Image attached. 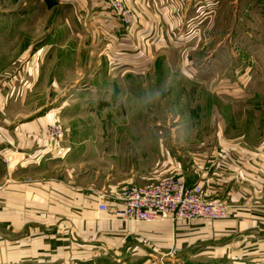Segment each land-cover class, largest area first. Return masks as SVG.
<instances>
[{"label": "rangeland", "instance_id": "374dc122", "mask_svg": "<svg viewBox=\"0 0 264 264\" xmlns=\"http://www.w3.org/2000/svg\"><path fill=\"white\" fill-rule=\"evenodd\" d=\"M122 2L128 25L104 0H0V82L11 86L4 113L25 121L61 111L48 128L60 124L82 150L72 174L93 186L141 184L164 172L167 153L190 167L227 122L232 136L263 138L264 0H157L133 27V5ZM145 247L131 256L74 251L70 263L176 258Z\"/></svg>", "mask_w": 264, "mask_h": 264}, {"label": "crops", "instance_id": "0c3cea01", "mask_svg": "<svg viewBox=\"0 0 264 264\" xmlns=\"http://www.w3.org/2000/svg\"><path fill=\"white\" fill-rule=\"evenodd\" d=\"M128 1L135 11L133 27L140 22L139 12L157 0ZM216 11L208 10L206 18L215 17ZM143 26L154 28L148 20ZM9 87L0 82V264H71L74 251L81 257L91 250L131 256L142 253L143 245L155 252L171 250L167 254L176 257L172 264L264 261V135L249 143L247 132L229 134L227 122L215 131L211 147L201 142L193 151L190 167L167 153L164 172L141 182L174 175L187 184L199 183L211 197L227 203L226 218L122 221L97 209L101 194L110 207L119 206L120 201L106 194L120 184L93 186L84 173L75 178L72 172L81 170L74 167L83 164L82 150L74 148L67 134L48 142V126L61 122V111L19 121L3 111Z\"/></svg>", "mask_w": 264, "mask_h": 264}, {"label": "built area", "instance_id": "2783aa9c", "mask_svg": "<svg viewBox=\"0 0 264 264\" xmlns=\"http://www.w3.org/2000/svg\"><path fill=\"white\" fill-rule=\"evenodd\" d=\"M118 16L122 24L128 25L132 13L122 0H104ZM65 129L60 124H52L47 130L50 143H56L63 137ZM99 196V211H107L122 221H170L224 219L228 216L225 201L211 197L199 183L187 184L182 176L167 175L145 184H128L106 194L120 201L119 206L110 207ZM251 264H264L256 260Z\"/></svg>", "mask_w": 264, "mask_h": 264}]
</instances>
